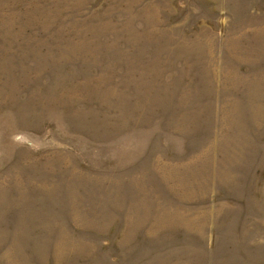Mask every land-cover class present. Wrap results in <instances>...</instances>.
Segmentation results:
<instances>
[{
  "label": "rangeland",
  "instance_id": "rangeland-1",
  "mask_svg": "<svg viewBox=\"0 0 264 264\" xmlns=\"http://www.w3.org/2000/svg\"><path fill=\"white\" fill-rule=\"evenodd\" d=\"M0 264H264V0H0Z\"/></svg>",
  "mask_w": 264,
  "mask_h": 264
}]
</instances>
